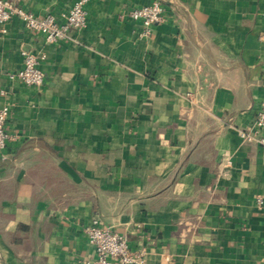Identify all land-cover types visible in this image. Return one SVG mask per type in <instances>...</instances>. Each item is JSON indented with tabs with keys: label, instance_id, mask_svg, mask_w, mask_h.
Here are the masks:
<instances>
[{
	"label": "crops",
	"instance_id": "0c3cea01",
	"mask_svg": "<svg viewBox=\"0 0 264 264\" xmlns=\"http://www.w3.org/2000/svg\"><path fill=\"white\" fill-rule=\"evenodd\" d=\"M153 1L90 0L58 42L0 27V264H83L95 215L147 264H264V146L239 134L264 99V0H158L144 34L127 12ZM24 50L42 85L10 76Z\"/></svg>",
	"mask_w": 264,
	"mask_h": 264
},
{
	"label": "built area",
	"instance_id": "2783aa9c",
	"mask_svg": "<svg viewBox=\"0 0 264 264\" xmlns=\"http://www.w3.org/2000/svg\"><path fill=\"white\" fill-rule=\"evenodd\" d=\"M90 0H75L72 6L60 13L48 12L43 16L35 15L11 0H0V27L13 17H20L29 28L39 31L48 42L63 41L72 28L85 27L88 22V6ZM164 6L155 0L150 4L130 9L127 15L130 20L138 21L143 27V33L148 34L151 27L164 19ZM24 65L18 71L11 73L12 78H18L27 84L42 85L45 72L41 61L45 54L24 50ZM10 113L9 106L0 109V150L3 149L10 134L6 129V121ZM240 137L248 142L264 146V99L258 109L254 122L249 129H239ZM257 201L263 204L259 196ZM88 242L94 249V256L83 264H147L146 250L134 249L126 235L114 231L102 224L99 215H95L84 228Z\"/></svg>",
	"mask_w": 264,
	"mask_h": 264
}]
</instances>
